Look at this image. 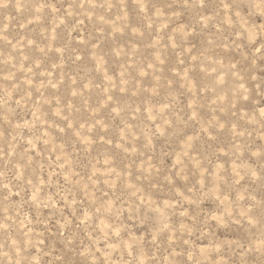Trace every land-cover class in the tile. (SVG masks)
<instances>
[{
    "label": "rangeland",
    "instance_id": "rangeland-1",
    "mask_svg": "<svg viewBox=\"0 0 264 264\" xmlns=\"http://www.w3.org/2000/svg\"><path fill=\"white\" fill-rule=\"evenodd\" d=\"M0 264H264V0H0Z\"/></svg>",
    "mask_w": 264,
    "mask_h": 264
}]
</instances>
